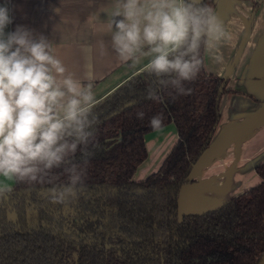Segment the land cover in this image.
Instances as JSON below:
<instances>
[{"label":"trees","instance_id":"trees-1","mask_svg":"<svg viewBox=\"0 0 264 264\" xmlns=\"http://www.w3.org/2000/svg\"><path fill=\"white\" fill-rule=\"evenodd\" d=\"M196 8L214 9L215 0ZM189 40L168 53L175 59ZM207 36L183 58L200 61L191 79L151 67L87 108V140L37 180L14 178L0 193V264H258L264 255V163L261 183L216 210L180 216L179 194L220 124L228 78L207 71ZM130 105L128 108L125 106ZM143 114L142 116L140 114ZM173 124L178 140L159 170L133 179L147 159L150 121ZM71 169L86 177L78 198L59 204L48 189L67 184Z\"/></svg>","mask_w":264,"mask_h":264},{"label":"crops","instance_id":"crops-1","mask_svg":"<svg viewBox=\"0 0 264 264\" xmlns=\"http://www.w3.org/2000/svg\"><path fill=\"white\" fill-rule=\"evenodd\" d=\"M152 2L137 0L140 9L133 20L139 23L141 33L147 23L144 14L151 10ZM127 3L128 0H11L8 6L14 23L5 33L23 25L31 39H43L50 53L65 67L64 77L70 76L78 82L80 93L91 96L87 102L82 95L75 97L87 109L148 70L159 55L152 51L155 45L142 36L131 53L119 52L114 41L116 23L125 19ZM213 10L222 22L224 34L216 40L207 37L205 65L208 72L228 78V92L222 98V118L212 143L184 188L180 215L183 208L226 204L236 187L254 178L251 174L243 179L246 170L256 173L260 165L256 161L264 157V0H215ZM71 98L72 94L67 93L64 103ZM169 136L171 139H167ZM177 140L173 124L147 135L148 159L142 163L145 178L165 160ZM0 189H5L2 182Z\"/></svg>","mask_w":264,"mask_h":264},{"label":"clouds","instance_id":"clouds-1","mask_svg":"<svg viewBox=\"0 0 264 264\" xmlns=\"http://www.w3.org/2000/svg\"><path fill=\"white\" fill-rule=\"evenodd\" d=\"M10 2L0 0V37L7 36L0 38V176L35 181L38 169L33 162H43L50 169L62 162L67 151L76 152L77 143L69 144L64 139L66 136L76 135L80 143L86 142L87 109L75 97L82 95L87 102L91 96L80 93L78 82L70 76L64 77L65 67L50 53L43 39L39 42L31 39L23 25H16L13 31L5 33L14 23ZM150 7L144 14L147 23L141 33L139 23L133 20L140 6L137 0H128L125 19L116 23L118 33L114 41L119 52L131 53L142 36L147 43L155 45L152 51L159 53L150 64L155 73L175 71L180 78L191 79L200 61L196 57L191 60L183 57L197 49L202 35L210 40L219 39L224 34L222 22L210 7L196 8L166 0H153ZM126 20L133 22L126 23ZM189 36L191 42L186 51L175 59H168V52L179 49ZM64 89L72 94L66 103ZM150 125L153 130H159L161 118H152ZM70 172L66 185L48 189L52 202L70 203L85 191L82 185L86 177L75 169Z\"/></svg>","mask_w":264,"mask_h":264},{"label":"rangeland","instance_id":"rangeland-1","mask_svg":"<svg viewBox=\"0 0 264 264\" xmlns=\"http://www.w3.org/2000/svg\"><path fill=\"white\" fill-rule=\"evenodd\" d=\"M167 139H171V137L169 136V137H167ZM162 154V153H161ZM160 155V154H159ZM148 159V158H147ZM147 161V160H146ZM146 161H144V163H146ZM158 160L156 159L155 160V162H157ZM163 162V161H162ZM162 162L159 164V167L155 170V171H153V173H155V172H157L158 171V169L160 168V166H161V164H162ZM264 162V157L263 158H260V160H257L256 161V163H257V165L258 164H261V163H263ZM143 163V164H144ZM142 164L138 167V170H137V173H136V175H135V177H133V179L135 180V181H143V180H145V179H147L150 175H152L153 173H151L149 176H147L146 178H145V176H143V172H144V170L142 169ZM251 174H253L254 175V178H252L250 181H248V182H246L245 181V184L243 185V186H239V188L238 187H236L235 189V191H233L231 194H230V196L225 200V203H227V202H229V200H232V199H235V198H237V197H239L240 195H242V194H244L245 192H246V190H248V189H250V188H252V187H254L255 185H258L260 182H261V179H260V177L255 173V171L253 170V171H250V170H246V172H245V176H243V179H245V178H247L249 175H251ZM253 175H251V176H253ZM0 182H2L3 183V185L5 186V188L7 189V188H11V187H13V185H14V178H11V179H9V178H6V177H3V176H0ZM238 188V189H237ZM206 203H208V202H206ZM224 204V202L222 203V204H220V205H217V206H205V207H203V208H199V206L198 207H195V208H193V209H191V210H185L184 208H183V214H182V216L183 215H188V214H197V213H206V212H209V211H213V210H216V209H218L219 207H221L222 205Z\"/></svg>","mask_w":264,"mask_h":264},{"label":"water","instance_id":"water-1","mask_svg":"<svg viewBox=\"0 0 264 264\" xmlns=\"http://www.w3.org/2000/svg\"><path fill=\"white\" fill-rule=\"evenodd\" d=\"M202 1L203 0H191V2L193 3V4H195V5H200L201 3H202ZM130 105H132V104H129V105H127V106H125V108H128ZM204 155V154H203ZM202 155V156H203ZM198 163V162H197ZM196 163V164H197ZM196 166V165H195ZM194 166V167H195ZM194 169V168H193ZM193 171V170H192ZM191 174H192V172H191ZM191 174H190V176H191ZM189 179H190V177H189ZM186 187V185H184L183 187H182V189H181V191H180V194H179V204H180V202H181V200H182V196H183V192H184V188ZM184 216V215H183ZM181 217H182V215H181ZM258 264H264V255L262 256V258H261V260H260V262L258 263Z\"/></svg>","mask_w":264,"mask_h":264},{"label":"flooded vegetation","instance_id":"flooded-vegetation-1","mask_svg":"<svg viewBox=\"0 0 264 264\" xmlns=\"http://www.w3.org/2000/svg\"><path fill=\"white\" fill-rule=\"evenodd\" d=\"M13 186H14V185H13ZM12 188H13V187H11V188H7V189H6V188H5V189H2V190H0V193L3 192V191H5V190H11ZM180 216H181V215H180Z\"/></svg>","mask_w":264,"mask_h":264}]
</instances>
